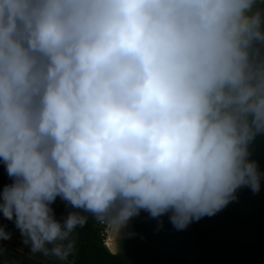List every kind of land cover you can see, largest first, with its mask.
Returning a JSON list of instances; mask_svg holds the SVG:
<instances>
[{"label": "clouds", "instance_id": "1", "mask_svg": "<svg viewBox=\"0 0 264 264\" xmlns=\"http://www.w3.org/2000/svg\"><path fill=\"white\" fill-rule=\"evenodd\" d=\"M264 0H0V213L67 260L91 213L183 229L258 192ZM60 197L73 209L57 219ZM11 233L0 226V241ZM48 245H51L49 248Z\"/></svg>", "mask_w": 264, "mask_h": 264}, {"label": "water", "instance_id": "2", "mask_svg": "<svg viewBox=\"0 0 264 264\" xmlns=\"http://www.w3.org/2000/svg\"><path fill=\"white\" fill-rule=\"evenodd\" d=\"M249 150L262 174L258 192L242 186L221 210L183 229L171 223V213L152 218L141 210L117 227L109 249L131 264H264V133Z\"/></svg>", "mask_w": 264, "mask_h": 264}, {"label": "trees", "instance_id": "3", "mask_svg": "<svg viewBox=\"0 0 264 264\" xmlns=\"http://www.w3.org/2000/svg\"><path fill=\"white\" fill-rule=\"evenodd\" d=\"M12 182L13 178L8 176L6 164L0 159V189ZM52 208L57 219L61 221L69 211H73L60 197H57ZM75 211L86 216L87 223L74 229L71 234V238L75 240L74 251L63 261L53 256H45L43 253H33L31 245L24 243L14 221L7 220L0 213V226L11 233L10 240L0 242V264H130L122 256L113 253L106 244L109 234L106 231V224L101 223L104 219L97 220L91 213Z\"/></svg>", "mask_w": 264, "mask_h": 264}, {"label": "bare ground", "instance_id": "4", "mask_svg": "<svg viewBox=\"0 0 264 264\" xmlns=\"http://www.w3.org/2000/svg\"><path fill=\"white\" fill-rule=\"evenodd\" d=\"M118 227V224L115 222V227L114 229L110 232V236L108 237V240H107V244L109 247H111L112 249L115 247V232H116V229Z\"/></svg>", "mask_w": 264, "mask_h": 264}, {"label": "built area", "instance_id": "5", "mask_svg": "<svg viewBox=\"0 0 264 264\" xmlns=\"http://www.w3.org/2000/svg\"><path fill=\"white\" fill-rule=\"evenodd\" d=\"M102 224H106V231L109 234V230L108 228L111 226L112 220H108V218H105L104 220L101 221ZM107 244V243H106Z\"/></svg>", "mask_w": 264, "mask_h": 264}, {"label": "rangeland", "instance_id": "6", "mask_svg": "<svg viewBox=\"0 0 264 264\" xmlns=\"http://www.w3.org/2000/svg\"><path fill=\"white\" fill-rule=\"evenodd\" d=\"M263 5H258V7H262ZM114 227H115V221H113L112 220V223H111V226L108 228V230H109V236H110V232L114 229ZM108 236V237H109ZM108 240V239H107ZM0 242H3V243H5L4 241H0ZM131 264V263H130Z\"/></svg>", "mask_w": 264, "mask_h": 264}]
</instances>
